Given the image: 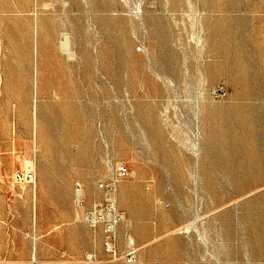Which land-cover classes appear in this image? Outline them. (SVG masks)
Returning a JSON list of instances; mask_svg holds the SVG:
<instances>
[{
  "label": "rangeland",
  "instance_id": "obj_1",
  "mask_svg": "<svg viewBox=\"0 0 264 264\" xmlns=\"http://www.w3.org/2000/svg\"><path fill=\"white\" fill-rule=\"evenodd\" d=\"M128 254L264 264V0H0V264Z\"/></svg>",
  "mask_w": 264,
  "mask_h": 264
},
{
  "label": "built area",
  "instance_id": "obj_2",
  "mask_svg": "<svg viewBox=\"0 0 264 264\" xmlns=\"http://www.w3.org/2000/svg\"><path fill=\"white\" fill-rule=\"evenodd\" d=\"M117 173L119 176H124L127 173V169L124 166H120L117 169ZM14 179L18 183L31 185L34 183L35 173L34 171H29V170L23 172H16L14 174ZM78 202L79 204H82V198L78 199ZM89 217L92 218L91 216ZM108 248L110 249V245H108ZM133 263H134V255L128 254L126 256L125 264H133Z\"/></svg>",
  "mask_w": 264,
  "mask_h": 264
},
{
  "label": "bare ground",
  "instance_id": "obj_3",
  "mask_svg": "<svg viewBox=\"0 0 264 264\" xmlns=\"http://www.w3.org/2000/svg\"><path fill=\"white\" fill-rule=\"evenodd\" d=\"M185 62V61H184ZM187 68V67H186ZM187 71V70H186ZM185 71V72H186ZM186 74H188V73H186ZM190 74V73H189ZM182 77H184V76H182ZM185 78V77H184ZM189 79V78H188ZM238 82V81H237ZM174 86V85H173ZM181 86V85H180ZM175 87V86H174ZM185 87V86H184ZM171 88V87H170ZM183 88V87H182ZM183 90V89H182ZM187 91V90H186ZM201 92V91H200ZM184 95V94H183ZM181 96V95H180ZM187 99V98H186ZM200 106V105H199ZM200 111H201V109H200ZM73 113V112H72ZM200 113V112H199ZM191 118V117H190ZM197 118V117H196ZM195 119V118H194ZM197 120H198V118H197ZM189 121V120H188ZM194 121V120H193ZM196 123V122H195ZM197 124H199V123H197ZM194 125V124H193ZM42 134H44V133H42ZM174 134V133H173ZM174 137V136H173ZM198 138V137H197ZM178 142V141H177ZM179 143V142H178ZM182 146V145H181ZM199 152V151H198ZM194 154H196V153H194ZM195 158H196V156H195ZM198 158V157H197ZM199 159V158H198ZM197 159V160H198ZM196 190V189H195ZM81 191L79 190V192L77 193V195H78V199H80V198H82V196H81V193H80ZM191 225V224H190ZM193 227V226H192ZM188 229L187 230H189L190 229V227H187ZM194 230H195V228H193ZM197 229V228H196ZM192 230V229H191ZM185 231V230H184ZM204 237V236H203ZM200 239V238H199ZM206 239V238H205ZM206 240H208V239H206ZM190 241V240H189ZM201 241V240H200ZM203 243V242H202ZM209 246V245H208ZM205 247L207 248V250H208V247L205 245ZM208 253V252H207ZM206 254V253H205ZM209 254V253H208ZM209 257V256H208ZM213 257V256H212ZM218 264V263H217Z\"/></svg>",
  "mask_w": 264,
  "mask_h": 264
}]
</instances>
